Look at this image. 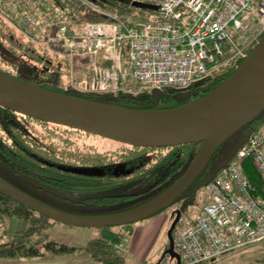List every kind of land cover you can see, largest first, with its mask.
<instances>
[{
  "label": "built area",
  "instance_id": "2783aa9c",
  "mask_svg": "<svg viewBox=\"0 0 264 264\" xmlns=\"http://www.w3.org/2000/svg\"><path fill=\"white\" fill-rule=\"evenodd\" d=\"M149 3L154 19L125 22L104 14L107 20L81 26L71 16L50 11L42 0H0V9L12 15L11 24L30 50L55 59L59 67L52 72L53 85L114 97L134 93V85L160 91L187 88L229 60L246 59L264 33V0ZM75 7L68 6L71 14ZM74 64L84 69L76 81ZM246 157L264 180V139L255 132L201 188L199 213L191 222L180 218L172 236L174 256L166 253L156 264H205L264 241V188L256 194L244 176ZM113 248L118 254L127 251L122 242Z\"/></svg>",
  "mask_w": 264,
  "mask_h": 264
},
{
  "label": "trees",
  "instance_id": "16d2710c",
  "mask_svg": "<svg viewBox=\"0 0 264 264\" xmlns=\"http://www.w3.org/2000/svg\"><path fill=\"white\" fill-rule=\"evenodd\" d=\"M50 11L63 16H71L78 26L89 21L103 22L104 14H111L125 22L144 19L139 13L154 10V5L146 4L142 8L124 10L118 2L112 6L94 4L83 0L88 5H80L77 0H42ZM76 6L71 14L68 6ZM0 11V71L20 78L48 90L63 93V89L52 84L51 70L57 69V63L48 54H34L19 42L10 40ZM32 60L29 61L28 59ZM239 60H229L212 71L204 79L184 89L167 88L161 90L157 106L153 105L151 91L138 89L127 94L120 92L115 97L111 94H85L69 91V95L117 105L134 110L171 109L199 99L212 91L227 79L240 65ZM73 80L81 78V66H75ZM7 68V69H5ZM38 125L33 128L31 123ZM264 122V109L254 119L244 125L238 136H249L259 132ZM29 125H28V124ZM70 134L94 136L78 130L45 123L24 117L7 109L0 108V177L8 183L18 186L15 180L34 185L50 193L51 197L40 199L44 204L74 215H109L132 209L161 193L174 183L184 172L185 166L198 154L201 143L182 144L172 147L146 148L132 147L122 143L102 139L109 143L107 149L85 146L78 143ZM227 143V142H226ZM221 145L211 156L204 170L192 185L184 192L193 197L197 186L204 185L216 176L225 165L224 149ZM227 150V153L229 149ZM224 152V153H223ZM246 179L260 195L264 180L255 170L251 157H246L241 165ZM89 170L91 173L81 171ZM139 181L128 192L113 198L83 199L88 193L113 189ZM206 182V183H207ZM18 188V187H17ZM52 193V194H51ZM69 193L75 200H64L54 194ZM201 199V198H200ZM201 205V204H200ZM200 210V208H199ZM0 215L15 216L24 221V229L14 233V240L0 239V259L18 257H65L76 253L89 255L97 264H121L124 255L113 250V244L123 238L122 230L128 232L132 224L118 227L97 229L98 236L89 239L82 247L69 246L49 238L44 230L58 224L18 204L0 194ZM117 229V230H115ZM264 262V261H263Z\"/></svg>",
  "mask_w": 264,
  "mask_h": 264
},
{
  "label": "water",
  "instance_id": "95a60500",
  "mask_svg": "<svg viewBox=\"0 0 264 264\" xmlns=\"http://www.w3.org/2000/svg\"><path fill=\"white\" fill-rule=\"evenodd\" d=\"M157 106L161 91H151ZM0 108L37 121L78 130L132 147L160 148L201 143L183 174L150 200L109 215H74L52 208L0 177V194L49 220L68 227H118L147 219L179 200L204 170L214 152L233 142L226 164L245 139L234 146L238 131L264 109V34L241 65L220 85L199 99L171 109L134 110L42 88L0 71ZM226 143V144H227ZM91 173L89 170L81 171ZM205 181L203 184H206ZM139 181L113 189L80 195L85 199L113 198L133 189ZM199 186H197L198 188ZM188 198L190 194H186ZM187 203L185 202V207ZM183 209V208H182ZM181 209L167 232L171 233Z\"/></svg>",
  "mask_w": 264,
  "mask_h": 264
},
{
  "label": "rangeland",
  "instance_id": "374dc122",
  "mask_svg": "<svg viewBox=\"0 0 264 264\" xmlns=\"http://www.w3.org/2000/svg\"><path fill=\"white\" fill-rule=\"evenodd\" d=\"M95 4V3H94ZM123 9V8H122ZM10 11V10H9ZM9 13V12H8ZM10 14V13H9ZM144 19H151L155 12L154 10L146 11V9L140 11L139 13ZM7 23V21H6ZM7 29L14 32V28L11 24L7 23ZM19 33V32H17ZM86 64V62H84ZM135 86L133 89L135 91ZM68 91H72L69 89ZM31 123V122H30ZM28 124V123H27ZM29 125V124H28ZM32 126L38 129V125L34 122L28 127ZM260 132L264 137V126H261ZM74 140L85 146H94L98 149H107L109 143L107 141L101 140L100 138L94 136H88L84 134H70ZM238 136H236V139ZM233 140V139H232ZM235 140V139H234ZM233 140V141H234ZM233 142L228 143L227 147H230ZM201 186L198 187L197 191L190 199L179 201L167 207L166 209L158 212L157 214L133 223L127 232L122 230L124 238L126 239L125 244L127 245V240L138 239L141 245L137 248L138 260L129 258L125 254V262L121 264H155L160 261L162 255L168 250V230L172 224V216L174 210L181 209V218L183 223L191 222L195 216L199 213V208L201 204ZM71 198L74 196L70 195ZM186 198V197H185ZM185 202L187 203L185 207ZM183 208V209H182ZM24 221L18 217L11 216L6 217L0 215V239L2 241L14 240V233H20L24 229ZM117 230V229H115ZM178 230V226L174 228L171 235ZM49 234V238L56 242L64 243L69 246L82 247L89 239L98 236L99 231L95 228H76L67 227L61 224H54L44 230ZM139 237V238H138ZM138 244V243H137ZM72 257L73 264H97L95 263L89 255L84 253L73 254ZM29 258V257H18ZM6 259V258H1ZM9 260V259H6ZM172 261L174 258L172 257ZM264 241L254 243L252 245H247L240 249L227 252L212 262H207L205 264H264Z\"/></svg>",
  "mask_w": 264,
  "mask_h": 264
},
{
  "label": "flooded vegetation",
  "instance_id": "af4514ba",
  "mask_svg": "<svg viewBox=\"0 0 264 264\" xmlns=\"http://www.w3.org/2000/svg\"><path fill=\"white\" fill-rule=\"evenodd\" d=\"M89 1H91L95 4H101V5L108 6V7L112 6V4H114V2H118V4H120V7L123 8L124 10H129L132 8H142L146 4L149 3V0H89ZM0 11H2V10L0 9ZM21 12H22V10H21ZM11 23L12 22L10 20H8V24L10 25V27H11ZM4 26L6 28L8 36H10L9 37L10 40H12V43L15 44V41L17 42V40L12 35V32L7 29V23L6 22L4 23ZM1 40H3V39L0 38V41ZM28 60L32 61L30 59V57ZM0 62H3L2 59L0 60ZM5 69H7V68H5ZM15 181H16V184L18 185L16 187H18L19 189H21L22 191H24L25 193L29 194L30 196L34 197L37 200L46 199V198L52 196V195H50V193L42 190V188L41 189H39V188L35 189L34 185H30V184L26 183L25 181L24 182L19 181V180H15ZM54 194H56V193H53V195ZM56 195H58L59 198H62L64 200H75V198L70 197V195L71 196L73 195L75 197L74 194L61 193V194H56ZM185 195L186 194H184L177 202L186 200ZM83 199H85V198H83ZM177 210H180V209H177ZM177 210H174L173 218L175 216V211H177Z\"/></svg>",
  "mask_w": 264,
  "mask_h": 264
},
{
  "label": "crops",
  "instance_id": "0c3cea01",
  "mask_svg": "<svg viewBox=\"0 0 264 264\" xmlns=\"http://www.w3.org/2000/svg\"><path fill=\"white\" fill-rule=\"evenodd\" d=\"M261 126H264V122H262V125ZM242 138H243V136H238V138L235 139V141H234V146L239 141H241ZM230 149H231V147L229 148V150ZM225 153L227 154V151ZM129 233L130 232H128L127 234H129ZM137 240L138 239H136V238L135 239H132L130 241L127 240L128 242H127V245H126L125 242H124V241H126V239L125 238L123 239V242H124V244L127 247V253H125V254H127V256H129V258L136 259V261L138 260V257L136 255L137 254V248H138V246L141 245L140 241H137ZM72 257H74V255L65 256V257H33V258H20V259H17V260L16 259H9V260L0 259V264H73L72 262H74V261L72 260ZM124 257H125V255H124ZM123 262H125L124 259H123ZM91 264H93V263L91 262Z\"/></svg>",
  "mask_w": 264,
  "mask_h": 264
}]
</instances>
